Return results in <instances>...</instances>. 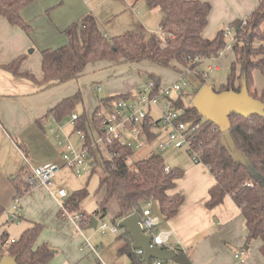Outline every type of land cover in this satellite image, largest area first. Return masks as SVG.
Instances as JSON below:
<instances>
[{"label":"trees","instance_id":"1","mask_svg":"<svg viewBox=\"0 0 264 264\" xmlns=\"http://www.w3.org/2000/svg\"><path fill=\"white\" fill-rule=\"evenodd\" d=\"M34 0H0V16L11 25L20 26L27 31L28 25L23 21L21 10ZM148 8L159 7L163 13L161 30L164 37L155 34H143L127 31L121 35L108 37L98 28L92 15H87L79 22H73L65 30L67 44L54 49L41 51V69L43 81L64 83L77 79L84 66L90 61L110 60L138 63L147 61L153 65L173 70L179 75H194L196 82L193 99L205 84L203 62L217 57L225 47L224 30L218 29L211 38L203 36L208 24L211 10L209 2L204 0H144ZM243 20L235 19L230 26L234 27L235 43L232 45L234 61L226 81L216 91L247 90L253 98L264 103V90L260 93L253 88L252 71L259 69L264 73V0H258L256 8ZM259 41L253 46L254 40ZM26 56H20L2 68L13 75H25L33 79V75L20 72V64ZM148 80L154 85H162L161 78L148 73ZM253 90V91H251ZM133 94H116L102 97L92 115V122L97 129L101 117L100 110L112 106L117 98L128 99ZM80 102V94L75 93L59 102L52 111L58 118L73 112L75 103ZM175 108L180 111L178 121L198 123L197 130L191 132L190 149L186 152L192 160L196 154V162L203 163L215 177L216 183L209 189L208 208L220 204L226 195H230L241 210L246 228L245 244L252 240L260 242L259 252L264 258V116L252 115L243 117L231 114L228 141L218 127L204 118L195 106L184 107L181 99L173 100ZM61 119V118H60ZM73 126L81 130L85 136L84 146L92 141L93 130L84 113L77 115ZM151 140L156 135L148 130ZM112 160L104 159L98 186L94 192L97 207L92 213L83 209L80 214L87 218L84 226H88L93 217L103 218L115 205L112 221L130 213L142 215L146 205L155 204L163 220L175 216L184 201L181 192L168 193L176 186V180L183 174L182 168L165 170L166 164L161 154L153 152L132 162L133 151L127 147L112 144L110 146ZM231 152L236 156H232ZM131 163V164H130ZM28 188V187H27ZM26 188V189H27ZM27 191V190H26ZM18 195V194H17ZM87 195V189L73 191L65 200L67 208L72 212L80 209V201ZM19 196V195H18ZM147 207V206H146ZM3 209L0 207V217ZM58 215L61 216L60 210ZM10 221L14 220L9 216ZM40 224L25 228L18 239L3 248L2 242L8 238L6 230L0 229V261L4 256L13 257L17 264H50L54 250L46 243L37 244L41 232ZM155 231H158L155 229ZM123 239L119 253H129L130 264H145L136 252L132 254L131 236L122 230ZM166 260H163L165 262Z\"/></svg>","mask_w":264,"mask_h":264},{"label":"crops","instance_id":"2","mask_svg":"<svg viewBox=\"0 0 264 264\" xmlns=\"http://www.w3.org/2000/svg\"><path fill=\"white\" fill-rule=\"evenodd\" d=\"M34 1L21 10L22 19L29 27L27 31L20 26L11 25L5 17L0 16V207L3 209V214L12 212L11 203L17 194L20 196L22 217L17 222L25 220L27 227L35 223L42 226L36 243H46L54 248L55 253L50 264H74L83 249L91 251L99 263L101 260L99 247L90 244V246L85 245L87 248L77 249L78 244H85L83 234L75 230L70 220L58 215L59 204L53 192L60 182H63V185L68 181L67 175L63 177L61 172L66 167L63 166L62 160L65 144L62 139L66 140L64 137L66 126L73 125V123L71 116L66 115L60 119L54 115L52 109L63 99L79 93L81 113L85 114L90 130H94L95 124L91 120L95 108L103 99L100 96L107 97L125 93H131L134 96L141 85L142 77L138 79L132 71L130 74H122L125 68L133 70L136 63L97 60L88 62L77 79L59 84L45 82L41 69V51L67 44L68 39L64 30L87 15L94 17L100 31L108 37L132 31L127 27L120 31V28L128 22L126 17L133 19L136 8H144V4L140 0H82L85 4V12L91 8V13H83L84 15L76 20L79 18L76 16L83 11L78 10L56 23L50 21L49 25L47 23L41 25V22L36 20L35 12L38 6L32 5ZM204 1L211 3L208 24L203 31V36L206 38H211L218 26L230 22L234 17L241 19L247 17L258 4V0ZM90 4L91 7H88ZM149 9L160 11L159 27H161L163 21L161 9L159 7ZM144 10H147L146 7ZM121 19L124 22L123 25L116 26L115 29L110 28ZM151 19L148 14L144 16L142 23L146 24V27L144 28L141 23L140 27L147 30L148 24L152 25L150 24ZM29 49H32L31 53H28ZM227 51L231 50L227 49L225 52ZM225 52L223 50L219 56L207 61L209 64L206 69L221 71L220 68L228 62V54ZM23 55L26 57L20 64V72L33 75V79L25 75H13L2 68V65ZM154 66L156 65L152 67ZM156 67L159 68V66ZM135 70L138 72V68ZM152 73L158 75L161 80L164 78L162 71L159 74ZM221 83L220 81L215 82L210 86L216 89L218 88L216 86ZM72 114L76 113L72 112ZM150 152L145 155H149ZM153 152L156 151L151 153ZM46 163H56L61 166L50 188L40 185L27 190L24 180L28 169ZM165 164L170 169H183L182 176L176 180L175 188L168 193L181 192L184 201L177 214L168 220H163L157 208L152 209V204L146 206L159 217L160 222L156 230L171 232L167 243L168 248L185 249V254L193 264H264V258L259 252L260 242L252 240L248 245L245 244L247 231L244 220L240 208L232 197L226 195L220 204L212 208L206 206L209 189L216 183L215 177L207 167L191 159L183 162V167L171 166L166 161ZM69 170L74 173L71 168ZM96 207L97 201L92 212ZM114 212L110 215L112 216ZM84 228L89 229L87 226ZM122 230L125 229L122 228ZM118 237L116 238V253L126 256V264H130L129 253L118 252L123 244V239ZM130 248L132 254L136 252V249L132 248V242ZM59 250H62L65 256L58 260ZM240 251L244 253L240 257H235V254ZM167 263L176 264L171 260H167Z\"/></svg>","mask_w":264,"mask_h":264},{"label":"built area","instance_id":"3","mask_svg":"<svg viewBox=\"0 0 264 264\" xmlns=\"http://www.w3.org/2000/svg\"><path fill=\"white\" fill-rule=\"evenodd\" d=\"M242 24L245 23V18L242 19ZM234 31V27L229 26L224 30V36H230ZM159 37H164L165 33L161 32ZM235 40V37L233 36ZM233 43L227 42L225 44L226 50L232 48ZM224 48L219 52L222 53ZM219 56V55H218ZM211 60L207 59V61ZM185 77V76H184ZM179 80L170 82L165 85L155 86L153 81L149 80L144 84H141L134 96L128 99L122 97L117 98L116 102L111 107L102 109L98 112V116L101 117L100 126L93 130L92 141L89 146H84L81 150L74 149L69 144H64V150L62 152L63 166L71 168L76 176L80 177L86 171V168L90 166L93 170L97 167V156H100L102 162L104 159L112 160V153L110 146L116 144L118 146L127 147L129 149L136 150L142 148L152 142L155 143L158 149H164L165 147L181 148L185 147L190 149L191 132L198 129L199 124L192 121H178L179 112L174 105V102L170 99L159 106L158 100L168 99L173 94H179L182 90V86L179 84ZM153 113L157 115L154 116ZM77 119L76 114L71 115V122ZM147 130L155 134L153 139L148 138ZM79 137L84 141L85 136L81 130H76ZM104 152V154L102 153ZM196 154H193L192 161L196 162ZM61 169L56 163H46L38 166H32L28 169L25 176V186L27 190L36 188L37 186H45L48 189L52 185L53 178ZM166 171L170 168L165 167ZM53 195L58 201L61 217L71 221L77 232L82 231L84 228L86 218L80 214V212L70 211L65 200L68 197V193L62 187L57 188ZM11 217L14 220L19 221L22 217L20 196L16 195L11 203ZM140 217V227L144 234L151 236V245L161 246L168 248V241L171 235L170 231H155L159 225V217L154 215L151 208L145 207ZM103 233L109 231L112 233L119 232L117 225L108 226L106 222L97 221L96 227ZM1 237V232H0ZM14 239L6 238L3 240V248H6ZM85 245L90 246L89 241L84 239ZM175 250L178 253H184L185 249L180 248ZM97 252V251H96ZM136 253L143 258L144 251L142 249H136ZM244 252L240 251L235 254V257H240ZM149 264H168L167 261L163 262L161 259H152Z\"/></svg>","mask_w":264,"mask_h":264},{"label":"rangeland","instance_id":"4","mask_svg":"<svg viewBox=\"0 0 264 264\" xmlns=\"http://www.w3.org/2000/svg\"><path fill=\"white\" fill-rule=\"evenodd\" d=\"M36 1L37 0H35L34 4L32 3V5L38 6L35 12L37 15L36 20L40 21L41 25L45 23L48 24L50 21H53L54 23H56L62 20V18H65L69 16L70 14L77 12L78 10H83V11H81L76 16V17H79L76 20L80 19L84 15L83 13L86 14V13L92 12L91 8H88V10H86L85 12L84 10L85 4L82 2V0H38V2ZM140 1L144 4L143 7L144 8L146 7L147 10H144V8H136V11L134 12L135 14L133 15L134 18L131 19L129 17H126L128 22L122 28H120V31L127 27V28L132 29V31L141 32L145 35L150 34V33L159 35L162 32L161 28L159 27L160 14H161L160 11L159 10L150 11V9L147 7L144 0H140ZM142 3H138V4H142ZM87 4L88 3L86 2V5ZM88 7H91V4ZM147 14L150 15L152 18L150 21L151 22L150 24L152 25L148 24L147 30H144L143 28L140 27V23L143 25L144 28L146 27V24L142 22L144 21V16H146ZM122 19L117 21L116 24L112 25L110 28L115 29L116 26L118 27V26L123 25L124 22L122 21ZM235 19H241V18L234 17L233 19H231L230 22H225L224 24H221L220 26H218V28L223 29V30L227 29V27H229L230 24ZM217 29L213 32L212 34L213 36L217 32ZM233 36H234V31L231 32L230 36H224L225 42L226 43L230 42L231 44L232 43L234 44L235 40L233 39ZM259 44H260L259 41L256 39L253 41V46H258ZM230 50L231 51H227L226 53L225 52L226 48H224V52L228 54V62L226 63V65L220 68L222 69L221 71H216L215 69L210 70V68L206 69V66L207 64H209V62L208 63L207 61L203 62L201 66V70L205 72L204 73V76H205L204 85H213V83L215 82L220 81L224 83L226 81L228 75H230V72H231V64L234 61L233 51L232 49ZM152 66L153 65L147 61H141L134 65L133 70L128 69V68L123 69L124 72H122V74L123 75H126V73L130 74V71H132V74L136 75L138 79L139 78L141 79L142 77L141 84H144L145 82L149 81L148 73L155 72L159 74L160 71L164 73L163 74L164 78L162 79L164 80L162 81L163 84H165L164 82H171L177 78L180 79L179 84L181 85L183 84L184 81H186L187 84L182 86V90L179 92V94L172 93L168 99H163L162 97L161 99L158 100L157 104L159 106H162L169 99L173 101L179 98L181 99L182 105L184 107L191 106V104H193L192 106H195L194 104L195 97L193 99V95L195 92V85H197L195 83L197 82H196L194 75L189 74L191 72L189 69L186 70L187 76L184 77L182 75H178L173 70L163 69L160 67L158 68L156 66L152 67ZM135 68H138V72L135 70ZM152 68H156L157 70H153ZM142 80H143V83H142ZM252 84H253V88H255L258 93L264 90V73L261 72L259 69H255L252 71ZM216 87H219V85H217ZM73 109H74L73 112L79 115L81 113L80 103H75ZM153 115L156 116L157 114L153 113ZM64 131H65L64 137H66V140L62 139V141H64L65 144L71 145L74 149L78 151L81 150L83 148L84 141L79 137L74 126L69 124L66 126ZM149 151L151 152L156 151V153L161 154L164 160L166 161V163L174 167H178V166L183 167L182 166L183 162L190 159L186 152V148L184 146L181 148L165 147L164 149H158L155 143L152 142L150 144L145 145L142 148L133 150L132 162L135 161L136 159L141 158V156L144 157V155L147 154V152ZM102 153L104 154V152ZM96 160H97L96 170H93L90 166H88L86 168V171L80 177H77L76 175H74V173L70 172L69 168L66 169V167H64L63 170L61 171L63 174V177L67 175L68 181L66 182V184H63V185H62L63 182H60V184L56 185V189L59 187H62L66 190L68 195H70L75 189H78L81 187L83 188L86 187L88 191L86 198H84V200L79 203L80 209L77 210V212H81V210L83 209L85 212L91 213L92 208L94 207L96 203V199L94 197V191L96 187L98 186L99 175L101 173V168H102V159L100 156H97ZM152 209L156 210L155 204H152ZM114 211H115V205H111L110 212L103 218H100L99 222L104 221L106 222L108 226L117 225L119 232L112 233V232L107 231L103 233L98 228H89V229L83 228L81 233L79 232L80 234H83V237L86 238L91 245L93 246L96 245L99 247V250H100L99 254L101 257V260H99V263L96 261L91 251H86L83 249L81 255L78 257V259L75 261L74 264H126L127 262L126 256L118 255L116 253V244H117L116 238L121 233L122 228L119 226L118 218L112 221L110 214H112ZM11 213H12L11 211L6 212L0 217V228L2 229L4 228L6 230L8 234V238L17 240L22 229L27 227V222L25 220H22L20 222H17V220L10 221L9 216H11ZM76 247L77 249H79L80 247L87 248V246H85V244H82V243L78 244ZM59 251L60 252L58 254L60 255H58L57 257L58 260L59 258H62L65 256V253L62 250H59Z\"/></svg>","mask_w":264,"mask_h":264},{"label":"water","instance_id":"5","mask_svg":"<svg viewBox=\"0 0 264 264\" xmlns=\"http://www.w3.org/2000/svg\"><path fill=\"white\" fill-rule=\"evenodd\" d=\"M31 52L32 49H29L28 53ZM194 104L201 115L213 122L228 141L231 140L229 133L231 126L229 116L231 114L243 117L264 116V103L250 96L245 89L216 91L210 85H203L195 95ZM231 155L236 156L233 152ZM97 221L98 218L93 217L87 228H95ZM119 226L131 236L132 248L144 251L145 264H149L151 259L171 260L176 264H193L186 254L178 253L173 248L151 245V236L144 234L140 227V217L136 213L133 212L122 217ZM0 264L17 263L13 257L4 256Z\"/></svg>","mask_w":264,"mask_h":264}]
</instances>
